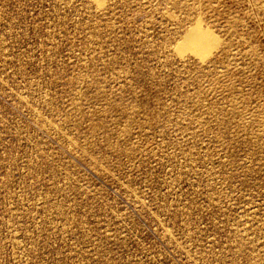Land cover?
Listing matches in <instances>:
<instances>
[{
  "label": "rangeland",
  "instance_id": "1",
  "mask_svg": "<svg viewBox=\"0 0 264 264\" xmlns=\"http://www.w3.org/2000/svg\"><path fill=\"white\" fill-rule=\"evenodd\" d=\"M0 264H264V0H0Z\"/></svg>",
  "mask_w": 264,
  "mask_h": 264
}]
</instances>
